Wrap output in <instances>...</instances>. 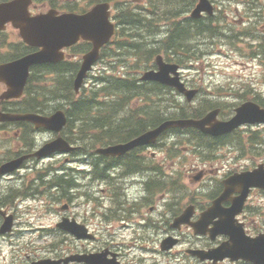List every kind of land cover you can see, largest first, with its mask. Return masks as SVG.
Returning <instances> with one entry per match:
<instances>
[{"label": "rangeland", "instance_id": "374dc122", "mask_svg": "<svg viewBox=\"0 0 264 264\" xmlns=\"http://www.w3.org/2000/svg\"><path fill=\"white\" fill-rule=\"evenodd\" d=\"M211 1L217 6L218 17V21L211 24V27L216 28L213 35L207 31L193 34L195 28L191 25L197 26V23L190 22L188 17L195 5V0L151 1V6L142 11L141 15L150 14L152 11L155 14L141 17L145 20H142L141 24L136 27L127 25L130 37L132 40L139 42L140 47L138 49L114 51L113 46H111L108 49L110 50L108 55L106 52L103 59L90 73L84 88L88 89L93 86L95 84L94 76L99 74L111 77L112 81L115 80L114 76L125 75L138 79L143 70L152 66L155 52L165 56L167 49L165 45L166 37L170 31L175 33L179 29H186L188 31L186 33L187 38L183 37L185 38L184 43L180 42L179 44H186L188 47L187 49L180 47L177 50L183 54V60L180 62L182 64L181 75L187 85L191 88L200 89V93L191 103H188L184 96L176 91H165L159 94L164 99L161 103L164 108L170 112L173 111L172 106L175 105L185 111L197 108L205 113L212 105L216 104L220 107L222 119H227L233 114V109L244 101L253 100L264 104V30L262 26V23L264 24V0ZM84 4L85 0H82L77 6L80 7ZM46 7V4L42 2L37 5V8L46 9ZM176 23L180 25L177 26ZM246 23H249V25H246ZM176 27L177 29H174ZM5 36V38L0 36V42L4 44L0 47V56L5 53L11 54L16 45L20 48L17 30L8 26ZM139 49L142 52H139ZM186 53L190 54L187 55L190 58L185 56ZM148 59L150 60L148 61ZM108 63L111 65L105 67ZM71 69L62 74L64 87L60 88L61 93L55 94L49 91L45 94V111H50L54 106H69V99L64 95L63 90L68 88L70 82H72ZM36 74L39 75L38 83L40 82V84L54 82L53 74L42 72ZM2 89L0 85V91ZM109 90L111 93L109 96L114 106L113 114L110 117L111 124L123 120V125H133L134 119L138 115L131 117V114L136 108L144 107V100L139 95H132L122 101L123 94L121 92ZM205 100L208 101L207 104L209 105L206 109H203ZM82 110L80 112H84ZM101 111L106 110L101 108ZM154 116L155 110L147 111V119L151 118L150 120L154 121ZM78 128L79 126H76L77 133ZM80 132H82V139H79L78 144L87 143L89 141V138H87L88 132L84 130H80ZM3 136L4 134L0 132V162L6 158L9 159V157L22 150L16 140H4L2 139ZM30 137L33 138V141L28 148L36 149L50 139L52 135L42 131L31 133ZM195 143L197 141L192 139V135L168 132L158 142V146L143 153L145 158H150L151 152H155L156 159L154 161L149 160V167L160 170L168 176H174L170 173V167H174L177 173L171 179L155 178L154 180H164L163 187L156 186L154 196H151V198L145 196L141 205L139 203L134 208L125 209V206H123L122 193L125 189L122 185L124 183L123 178L115 177L114 181H108L107 184L92 186L96 198L93 200L95 203L94 210L90 211V204L87 206V212L80 208L79 210L80 216H83L84 219L86 217L89 226L100 232L99 241L109 240L108 245L110 247L121 248L122 252L127 253L134 241L130 238L132 234L129 233V230L121 229L120 226L124 225L125 220L129 219V222L126 223L134 224V221L141 217L137 213L140 214L145 211L147 215L146 209L150 205H160L153 213H150L149 210V215L146 216L150 217V220L153 219L154 222L148 228H141L143 231L139 229L138 233V240L148 246L144 254L148 262H152L154 259H152L151 249L158 245L159 241L167 234L176 236L180 233L179 230L170 228L169 221L172 219L170 216L174 213L179 214L187 205V201L192 198L194 201L200 200L199 197H193V192L196 191L198 186L195 180H191V176L198 175L203 171L207 172V176H210V180L204 181L206 186L204 192H202L203 198L208 200L215 189L213 180L220 177V172L214 173L210 170L219 171L223 167H229L241 171L255 167L261 162L264 163V125L241 127L237 134L235 146L232 143H223L219 146H207L205 144L196 146ZM26 151H30V149ZM164 158L169 159V161L165 163ZM60 159V156L46 159L40 166L43 168L57 166L61 162ZM34 162L29 160L26 163V169H22L20 172L17 171V176L6 175L0 179V205L5 204L1 209V215L7 216L9 200L14 202V206L10 207L9 211L14 215L15 211H18L17 216L15 215L16 224L13 231L9 234L5 233L4 236L7 237L4 239H1L4 236L0 235V264H22L37 257L39 260L52 258L54 253H48V248H53L51 246L58 247L61 242L64 243V247H76L79 252H95L104 248L105 245L96 242H74L69 236L64 235L63 231L60 230L59 232V229L55 226L58 219L57 215L60 214L57 210L59 204L52 200V196L45 198L40 195L39 197L22 199L23 194L21 191L25 189L23 188L25 182L20 178L21 174L19 173L26 172L27 181L31 179L32 183L33 179L40 173L38 171L39 165ZM65 164L77 166V162H66ZM28 174H30V178L27 177ZM148 177L147 174L142 179L147 180ZM85 182L83 181L82 184L84 185ZM170 184L172 185L170 186ZM154 185L153 183L150 184V186ZM140 188L139 194L141 196L145 194L142 186L128 187L129 196L134 197L135 191ZM43 191H45L44 194L49 193V190L44 188ZM148 191L151 192V188H148ZM109 194H111V199L108 197ZM160 194H164L165 198L173 195L174 199L164 203V201H159ZM84 200L83 197L80 199L82 204ZM250 203L255 211L253 218L257 221L264 220V193L260 191L253 192ZM165 208L168 211L167 213L163 211ZM132 210L137 211V213H131ZM83 218L80 217V219ZM106 218L111 219L106 220ZM1 223L2 217L0 216V227ZM258 224L264 225L261 222H258ZM181 231L184 234L190 233V229L184 225ZM108 233L112 235H108ZM135 244L139 245V243ZM182 250L183 248L180 251L183 252ZM132 257L133 254H130L127 259H132ZM138 258L137 255L136 259ZM162 260L165 264L169 258L163 257ZM172 264L176 263L172 262Z\"/></svg>", "mask_w": 264, "mask_h": 264}, {"label": "water", "instance_id": "95a60500", "mask_svg": "<svg viewBox=\"0 0 264 264\" xmlns=\"http://www.w3.org/2000/svg\"><path fill=\"white\" fill-rule=\"evenodd\" d=\"M28 4L29 0H12L0 4V28L3 27V24L6 21H12L14 26L20 28L21 35L27 43L34 46L42 47L41 51L20 59L19 61L12 64V66L14 68H17L19 65L22 64L26 70L30 63L44 61L45 59L58 60L61 58V55H58V53L56 52L57 49L64 45H69L75 42L79 36H82L83 38H87L93 42L94 49L92 52H90L84 57L85 62L83 63V67L75 81V88L77 89L81 84L82 78L85 75V71L90 68L91 63L96 59L98 48L108 40L109 36L112 33V26L107 22L108 14L106 12V7H104V5L99 6L90 13L82 16L66 14L62 15V17L55 18L53 15H50L52 13L29 17V15L27 14ZM201 10L211 12V6L207 0H200V3L194 10L193 15L195 17L199 16ZM160 65L161 71L159 73L156 74L153 72H148L144 75V78H154L164 83H170L180 88L181 90V84L177 82L176 77H173L172 79L168 77V71L170 70L171 72L175 73L176 66L165 64L163 65L161 63ZM24 77L25 76L23 75L22 79L18 81L19 87L22 86ZM192 93L193 91L190 92V94L189 92L187 93L188 98L191 97ZM236 111L237 115L231 121L225 123L227 124V126H222L225 131L231 130L241 122L264 121V109L259 108V106L253 102H247L243 104L241 107L237 108ZM215 114L216 112L214 111L208 114L203 120L200 121L178 120L163 123L154 130L145 133L144 135L129 142L128 144L118 146V149L125 151L135 145L152 142L155 140V138L161 131H163L167 127H170L171 125H187L202 128L205 124L211 123V121L214 120ZM49 120H47V122ZM64 122L65 119L64 117H62V114L57 113L51 119L49 127L55 130H59L64 124ZM219 132L222 131H217L216 133ZM118 149L112 150V152L117 153L121 151ZM260 169H262V166H260ZM255 173V176L250 177L249 175L254 173L245 174V184H242L243 192L241 200L244 199L246 192L250 186L264 187L263 171L262 174H260L259 171H255ZM215 207H219L218 202ZM223 214L229 213L227 212ZM229 215H232V213H230ZM225 219L227 221L229 220L228 217H225ZM77 227L81 229L79 226ZM219 227L220 226H218L219 232L228 230L226 227ZM70 230H72L73 233L80 235L78 234V229ZM228 233H230V235L232 236L231 240L233 244L225 245L226 247H224L223 249V256H231L232 258L249 257L258 263H264V245L261 243V241L264 242V239H254L250 240V242H246L249 246L247 247V249H245V247L240 245V241L238 240V238H235V234L233 232L229 231ZM207 255L212 256L213 254L209 253ZM251 255L252 257H250Z\"/></svg>", "mask_w": 264, "mask_h": 264}, {"label": "flooded vegetation", "instance_id": "af4514ba", "mask_svg": "<svg viewBox=\"0 0 264 264\" xmlns=\"http://www.w3.org/2000/svg\"><path fill=\"white\" fill-rule=\"evenodd\" d=\"M144 197L145 196H139L135 199V201H137L138 203L142 202ZM193 202L196 204V206L192 205L193 212H194V215L191 220L192 223L197 221L199 212H201L208 206L207 202H204V201H193ZM169 226L171 228V226L173 225L171 224ZM181 228L182 226L177 229L180 232L179 234L176 235L178 236L177 238H178L179 244L177 243L178 245L176 244L177 246L175 248L183 247V250H182L183 252L180 251L181 249L172 250V251H162L160 249L161 247L160 246L161 243H160V245L158 244L157 247H155L153 250L155 254L153 255L152 259L154 260L152 262L146 261L145 258L138 259V262H140V264H164L162 258L168 257L169 260L165 264H172V262H175L176 264H215L213 260L209 258H205V259L196 258L190 253V250H193V249L209 250L210 248H214L224 241L225 239L224 236H218L214 238L215 240H212L210 239L209 235H194L192 232L193 231L192 227H191L192 230L190 229L191 233L189 235L184 234V232L181 231ZM188 228H190V226H188ZM194 241L196 242L194 243ZM99 251H104L107 254L106 258L107 259L113 258V262L116 264H129L135 261V259L126 260L125 256L120 255L119 252L117 251H113L109 249V247L102 248ZM62 253L66 254L65 252H62ZM110 262H112V260H110ZM217 264H251V263L245 260L244 261L243 260L230 261L229 259H224L223 261Z\"/></svg>", "mask_w": 264, "mask_h": 264}, {"label": "trees", "instance_id": "16d2710c", "mask_svg": "<svg viewBox=\"0 0 264 264\" xmlns=\"http://www.w3.org/2000/svg\"><path fill=\"white\" fill-rule=\"evenodd\" d=\"M130 20H133L132 18L130 19ZM135 23L136 24H140L141 23V20L140 19H136V21H135ZM181 37V38H180ZM183 37H185V38H187V34L185 33V32H183V31H177V33L176 34H174V33H170L169 35H168V37L166 38V44H169V43H175V45L174 46H176L177 48L178 47H182V45H180L179 43L180 42H182V43H184L183 42V40H185V38H183ZM128 45H131V43H127ZM140 47V43L139 42H134V44L131 46V48H139ZM169 47H173V46H169ZM173 49V48H172ZM170 50V49H169ZM171 51V50H170ZM79 105H81V107H83V108H81V109H85L84 107H85V105H83V104H79ZM77 108H79L78 106H77ZM82 111H84L85 112V110H82Z\"/></svg>", "mask_w": 264, "mask_h": 264}, {"label": "bare ground", "instance_id": "6f19581e", "mask_svg": "<svg viewBox=\"0 0 264 264\" xmlns=\"http://www.w3.org/2000/svg\"><path fill=\"white\" fill-rule=\"evenodd\" d=\"M246 15V14H245ZM182 24V23H181ZM216 29V28H215ZM18 46V45H17ZM185 65V64H184ZM254 67V66H253ZM69 73V72H68ZM69 75V74H68ZM92 77V76H91ZM49 96V95H48ZM66 98V97H65ZM68 101V100H67ZM116 104V103H115ZM42 143V142H41ZM54 213V212H53ZM56 215V214H55ZM54 217V216H53Z\"/></svg>", "mask_w": 264, "mask_h": 264}]
</instances>
